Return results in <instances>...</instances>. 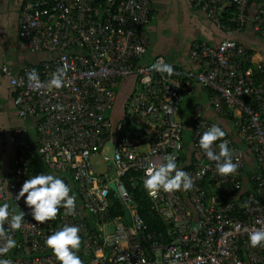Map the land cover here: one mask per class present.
Wrapping results in <instances>:
<instances>
[{
  "label": "built area",
  "instance_id": "2783aa9c",
  "mask_svg": "<svg viewBox=\"0 0 264 264\" xmlns=\"http://www.w3.org/2000/svg\"><path fill=\"white\" fill-rule=\"evenodd\" d=\"M189 1L202 8L224 35L215 45L193 40L188 52L198 67L173 65L171 77L154 68L160 59L169 64L163 54L142 60L153 17L150 0L22 2L17 34L27 48L47 55L16 73L0 65L14 87L19 116L33 119L32 125L21 123L12 129L16 154L9 170H0V204L30 212L24 199L16 201L15 195L36 174L30 167L36 156L43 173L70 185V194L77 197L76 211L66 216L61 208L55 220L44 224L26 215L22 229L13 233L18 246L0 259L59 264L44 242L68 224L80 228L78 255L84 264H264V247L248 243V231L264 227L257 223L264 222V61L253 60L248 47L233 36L244 27L255 3L253 27L264 38V0ZM229 7L234 14L227 13ZM65 65L64 86L50 90L51 74ZM32 69L42 82L39 89L27 79ZM127 75H134V87L113 117L108 111ZM193 81L208 87V103L217 113L233 117L235 133L244 142L241 146L232 135L224 137L233 162L239 163L234 174H218L216 163L199 147L200 135L213 124L225 130L204 114L202 104L191 113L193 156L180 163L184 124L176 112ZM55 105L62 108L54 109ZM130 113L139 117L132 122ZM221 142L212 146L213 151L219 152ZM246 150L253 166L245 185ZM169 154L176 155L177 166L190 175L193 187L172 193L147 191L168 222L165 231L148 230L124 176L133 171L131 183L143 182L145 169L166 162ZM94 156L103 168L93 164Z\"/></svg>",
  "mask_w": 264,
  "mask_h": 264
},
{
  "label": "crops",
  "instance_id": "0c3cea01",
  "mask_svg": "<svg viewBox=\"0 0 264 264\" xmlns=\"http://www.w3.org/2000/svg\"><path fill=\"white\" fill-rule=\"evenodd\" d=\"M23 1L24 0H0V33L7 34L9 30H12L16 38L25 46L17 34V20ZM150 1L153 17L149 22V43L142 60L147 61L156 54H163L172 66L180 65L183 69H196L198 64L192 60L188 52L191 42L195 39H202L215 45L224 35L223 30L206 15L202 8L195 6L189 0ZM255 7V3L250 5L246 24L240 30L234 31L233 36L248 47L253 54V60L262 59L264 61V38L254 29L252 21V12ZM0 43L4 44V41H0ZM39 52L41 55L38 59L44 58L47 55L44 51ZM2 56L3 51H0V65L6 64L14 73L20 71L25 66H18L17 64L18 67H14L15 65L13 64L8 65L7 62L2 59ZM14 93V87L10 84L8 76L0 69V162L4 167L13 165L14 156L16 154L14 136L12 134L13 127L21 123L32 125L33 122L30 116H19L17 106L13 102ZM128 93V91L125 93L119 105L116 106L115 104L112 110L113 117L118 115L124 97ZM208 98V87L193 81L176 112L177 117L183 122L184 128L186 126L190 131L191 113L196 104H202L204 114L208 118L221 123L225 132L232 135L239 145L244 146V142L238 138L235 133V124L232 120V115L227 116L217 113L213 106L208 103ZM29 129L32 132V127H29ZM188 137V140L184 139L183 152L185 155V162L188 161L193 154L190 134ZM34 157L36 158V156ZM252 166V154L250 151L246 150L243 177L245 185L249 183L247 172Z\"/></svg>",
  "mask_w": 264,
  "mask_h": 264
},
{
  "label": "clouds",
  "instance_id": "9594fccd",
  "mask_svg": "<svg viewBox=\"0 0 264 264\" xmlns=\"http://www.w3.org/2000/svg\"><path fill=\"white\" fill-rule=\"evenodd\" d=\"M65 67H58L51 74L47 81V87L60 89L65 84L66 79ZM156 71L161 74H167L171 77L175 74V69L171 64H167L160 59L154 65ZM30 86L39 89L42 82L39 74L35 69L26 73ZM54 109L62 108L60 105L53 106ZM227 135L218 124H213L199 138V147L206 155L207 159L216 163L218 174L228 176L237 172L239 163L233 162L232 150L228 147V142L224 140ZM219 143V152L213 151V145ZM180 146L177 145V148ZM119 159V154H116ZM176 155L169 154L166 162L153 163L145 169L143 186L149 194H156L159 191L172 193L176 191H188L193 187V181L190 175L179 168L176 163ZM72 188L64 179L55 174L37 173L26 179L19 192L15 195V200L24 199V203L29 213L24 211L17 212L15 208H10L9 203L0 204V256L7 255L12 249L18 246V241L14 238L13 233L20 231L25 222V216L31 215L32 218L44 224L55 220L60 214V209H64V215H74L76 211V195L70 194ZM13 198V194L9 192ZM258 224L264 223L257 221ZM8 228H5V225ZM80 228L77 225L65 224L63 227L52 232L45 239V246L50 249L59 264H84L78 255L82 239ZM248 243L252 248L264 247V227H253L248 231ZM0 264H13L11 259H0Z\"/></svg>",
  "mask_w": 264,
  "mask_h": 264
},
{
  "label": "rangeland",
  "instance_id": "374dc122",
  "mask_svg": "<svg viewBox=\"0 0 264 264\" xmlns=\"http://www.w3.org/2000/svg\"><path fill=\"white\" fill-rule=\"evenodd\" d=\"M0 41H4V44L0 43V51H3L2 59L6 61L8 65L13 64L15 65L14 67L25 65L24 67H26L28 65L36 64L42 59V58L38 59V57L41 55L39 51L34 52V50L26 48L24 45H22V43L16 38L12 30H9L7 34L0 33ZM133 87H134V75L133 76L127 75L120 80V83L117 87V97H116V103H115L116 106L119 105L125 93H127V91L129 92ZM114 107L109 109L108 113H112V110L114 109ZM137 117L139 116H137L134 113H130L129 115V118L132 122ZM189 134H190V131L185 126L184 139L188 140ZM106 148L109 152L110 142L107 143ZM92 162L98 168L104 167V164L102 163L101 159L97 156H94L92 158Z\"/></svg>",
  "mask_w": 264,
  "mask_h": 264
},
{
  "label": "trees",
  "instance_id": "16d2710c",
  "mask_svg": "<svg viewBox=\"0 0 264 264\" xmlns=\"http://www.w3.org/2000/svg\"><path fill=\"white\" fill-rule=\"evenodd\" d=\"M227 10V8L225 9ZM229 10L227 13L229 15L234 14L233 7H229ZM227 116H231V114H227ZM193 156V154L191 155ZM185 155L184 152L181 154L180 163L183 161L185 162ZM32 159V158H31ZM30 167L33 169L34 173H41L44 172V167L42 163H40L35 157H33L31 161ZM10 167H4L3 164L0 162V170L1 171H7ZM134 172L130 171L126 173L124 176V181L126 185L128 186L129 190L132 192L134 200L137 202L138 211L142 215L144 222L146 223L148 230L158 229L165 231L168 222H166L162 217L160 212L154 208L153 202L151 201L150 197L147 194V191L145 190L143 186V182L140 180L132 182ZM248 174V172H247ZM165 240L169 239L168 235L164 234Z\"/></svg>",
  "mask_w": 264,
  "mask_h": 264
}]
</instances>
